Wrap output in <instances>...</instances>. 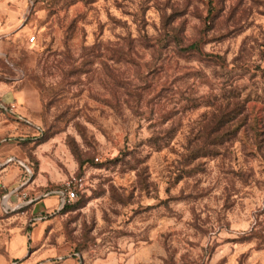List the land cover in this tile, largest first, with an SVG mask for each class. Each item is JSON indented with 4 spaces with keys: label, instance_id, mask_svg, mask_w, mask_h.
<instances>
[{
    "label": "rangeland",
    "instance_id": "obj_1",
    "mask_svg": "<svg viewBox=\"0 0 264 264\" xmlns=\"http://www.w3.org/2000/svg\"><path fill=\"white\" fill-rule=\"evenodd\" d=\"M1 5L21 27L0 79L29 103L16 133L0 137L15 165L5 189L0 176V241L23 236L24 253L0 257L264 264V0ZM235 104L258 135L245 125L202 136L216 108ZM82 173L75 205L32 211V181L55 187ZM16 188L27 197L12 202L27 205L7 212L3 196Z\"/></svg>",
    "mask_w": 264,
    "mask_h": 264
},
{
    "label": "crops",
    "instance_id": "obj_2",
    "mask_svg": "<svg viewBox=\"0 0 264 264\" xmlns=\"http://www.w3.org/2000/svg\"><path fill=\"white\" fill-rule=\"evenodd\" d=\"M7 6H0V78L2 74L1 62L2 58L6 57L10 48V40H12V35L19 30L20 24H18V16L7 15ZM17 25V26H16ZM19 25V26H18ZM17 27V28H16ZM28 95L24 91H19L3 83L0 79V137L7 135H14L18 129V124L25 115L23 111V104L29 103ZM13 107V111L10 112L9 108ZM17 120H16V119ZM13 151L10 150L8 146L0 147V176L7 172L5 181L1 182L2 187L5 189L7 186L5 183L10 179L11 175H8L12 169L15 167L13 164L14 159L11 158ZM9 172V173H8ZM2 177H0L1 179ZM13 179V178H12ZM15 179V178H14ZM13 179V180H14ZM19 182V181H18ZM23 184V182H22ZM21 184V185H22ZM59 185L55 187L43 186L36 184V181H32L29 185L25 187L24 190H30L34 195V203L32 211L39 214H49L50 211L58 209L59 198L53 194V191L58 188ZM21 187V186H20ZM35 187H38L35 190ZM18 189V188H16ZM14 189V190H16ZM14 191L8 192L3 196L4 204L9 206L11 211H14L19 205V201L15 204L12 202L14 198ZM41 225L38 226V229ZM24 243L23 236H15L11 242L4 239L0 241V250L7 248L10 249L11 256L17 257V255H22L24 253ZM0 264H8V261L0 257Z\"/></svg>",
    "mask_w": 264,
    "mask_h": 264
},
{
    "label": "trees",
    "instance_id": "obj_3",
    "mask_svg": "<svg viewBox=\"0 0 264 264\" xmlns=\"http://www.w3.org/2000/svg\"><path fill=\"white\" fill-rule=\"evenodd\" d=\"M195 49H198V44H193L188 47V50ZM243 111H245V108L240 104H235L233 107L226 106L224 108H216L212 113V117L201 127V131H203L202 136H207V138H210L211 136H237L242 130L243 126H248L247 118L245 116L238 119ZM249 129L255 130L256 135L260 133L257 131L258 128L256 121L251 123ZM81 175H83V173L79 174L78 176ZM83 194H81L73 204L66 205L63 210L75 205V203H77L82 198V196H84Z\"/></svg>",
    "mask_w": 264,
    "mask_h": 264
},
{
    "label": "built area",
    "instance_id": "obj_4",
    "mask_svg": "<svg viewBox=\"0 0 264 264\" xmlns=\"http://www.w3.org/2000/svg\"><path fill=\"white\" fill-rule=\"evenodd\" d=\"M30 41H34V37L30 39ZM13 107L9 108V111H13ZM87 177L86 175H71L69 178L64 180L56 190L53 191V194L58 196L59 198V206H58V211H61L65 208L66 205H71L73 204L78 197L85 193L87 189ZM13 194L17 195L20 200H24L27 197V193L25 191H21L19 189L14 190ZM6 201V200H4ZM25 205H27L25 202L19 203L16 209H21ZM6 210L11 211L12 208L7 206L5 204Z\"/></svg>",
    "mask_w": 264,
    "mask_h": 264
}]
</instances>
